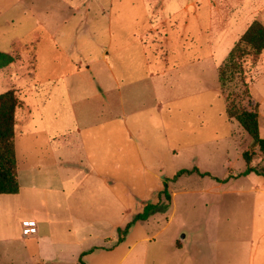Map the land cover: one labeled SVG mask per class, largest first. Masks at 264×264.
Here are the masks:
<instances>
[{
  "label": "crops",
  "instance_id": "crops-1",
  "mask_svg": "<svg viewBox=\"0 0 264 264\" xmlns=\"http://www.w3.org/2000/svg\"><path fill=\"white\" fill-rule=\"evenodd\" d=\"M39 3L33 1L26 7L35 18V33L44 32V38L38 33L25 48L12 50L23 56L24 67L12 63L0 68V89L10 86L20 96L15 137L20 190L6 195L20 197V171L26 167L32 191L20 209L28 213L23 230L25 221L36 226L32 236L23 232L26 237L39 233L37 219L51 223L53 215L46 206L58 198L66 207L70 202L77 205V199L87 211L73 219L75 238L71 241H53L50 231L37 235L38 241L31 245L36 244L39 252L26 246L29 263L57 259L63 248L73 246L80 250L75 263L79 264L89 254L83 255L86 242L104 240L92 245V251L111 250L124 242L132 226L142 220L118 243L126 225L109 218L127 210L124 197H133L132 176L145 178L150 173L162 182L152 193L158 201H137L133 218L149 203H161L167 209L149 217L169 212L170 219L161 225L166 229L177 214L179 195L200 191L217 200L246 194L243 207L253 202L251 214L245 215H251V224L237 234L231 252L218 264H264V173L253 166L264 156L251 165L259 173H245L244 152L254 140L229 117L227 94L218 85L220 65L251 22L261 21V10L246 11L243 2L226 0H54L41 9L44 17H37L35 12L43 8ZM14 25L15 20L9 19L0 27V36L9 47L4 51L21 43L16 33L4 36L8 32L4 28ZM43 39L41 55L38 44ZM263 60L264 51L257 67ZM251 100L264 133V96H251ZM17 135L28 141V156L20 158ZM185 153L191 164L164 172L166 158L175 160ZM193 167L210 175L194 172L175 177L179 170ZM192 174L204 177V190L171 193L172 184ZM86 183L88 194L77 196ZM166 187L170 201L163 193ZM37 190L40 196H35ZM108 240L117 241L109 246ZM181 243L178 246L172 239L173 246L182 248L186 235Z\"/></svg>",
  "mask_w": 264,
  "mask_h": 264
},
{
  "label": "rangeland",
  "instance_id": "rangeland-1",
  "mask_svg": "<svg viewBox=\"0 0 264 264\" xmlns=\"http://www.w3.org/2000/svg\"><path fill=\"white\" fill-rule=\"evenodd\" d=\"M33 1L40 2L39 4L43 7L38 8V12H35L37 13L36 16L44 17L43 10L41 9H45V4L54 0H0V27H3L9 19L15 20L14 26L4 28L8 31L4 36L8 37L16 33L21 38L19 45L4 51L3 49H9V47L5 46L3 37L0 36V52L8 53L7 58L0 56V62L5 63V67L11 66L12 63H16L22 67L26 64L24 63L23 56L19 53H11L12 50L25 48V45L30 44L33 40L34 35L41 33L44 38V32L35 33L36 30L33 29L35 18L31 16V11L26 7ZM60 1L55 0L56 3H60ZM226 1L243 2L246 11L252 9L261 10V12H258L259 18L264 23V0ZM24 11L26 12L24 13ZM42 41L41 44H38V52L41 55H43L44 50V39ZM232 63L223 65L225 72L221 82H218L220 89L226 94L230 92L231 99L236 100L238 103H242L251 109H257L256 105L251 102L250 97L244 93V87L241 84V80L245 76L244 70L248 69V64L245 63V69L242 71L239 65H233ZM9 87L5 86L1 88L0 93L8 91ZM249 87L252 98L258 99L264 96V60L262 64L254 69ZM16 94L20 99L17 91ZM262 126L260 123L261 130ZM262 134L264 135L263 131ZM18 135V154L20 158L23 154L28 156V153L25 151L29 146L28 141ZM254 146L255 143L249 149H246V151L251 153V165L254 162L256 163V158L264 156V153L260 152L259 146L257 145L255 148ZM234 155L232 154L231 158H235ZM191 161L188 153L183 154L175 160L166 158L164 161V172L170 174L181 166L191 164ZM205 164L204 162H200L199 165L205 166ZM253 166L261 173H264V157L262 160L259 159L258 163ZM235 167L239 168L237 164H235ZM219 168L221 167L216 169ZM218 171L220 172V170ZM20 176L23 187L20 197L16 195H0V264H30L28 261L30 256L28 253L29 249L26 246H30V251L32 252H39L36 244L31 245V243L38 241L37 235H41L44 231H50L49 234H51L53 241L73 240L75 238V233L73 232L75 220L73 219L79 216L82 210L87 211L86 207L80 206L81 204L76 199L77 197L75 199L78 204L74 206L70 202V207H66L64 200L58 198L53 204L46 206L47 210L49 208L53 215L51 223L45 224L43 220L37 219L40 229L39 233L33 237L24 236L22 221L28 218V213L20 209L32 190L29 187V174L26 167H22ZM204 180V177L198 174L182 176L181 180L172 184L170 191L171 193L178 190L183 193H190L192 190L197 191L200 189L202 191L206 186ZM143 181H146V183ZM129 184L132 188L133 197L129 198L131 197L130 195L124 197L125 204L128 206L127 210L121 216L117 215L109 218L112 223L116 221V223H120L122 226H125L133 218L135 210L139 207L136 205L137 201L140 199H151L153 191L162 187V182L156 178V175L150 173L145 178L132 176ZM121 186L124 188L125 184ZM89 188V184H84L76 195L79 197L81 195L86 196ZM212 188L215 187L212 186ZM198 192L178 196L177 214L166 229L162 228L161 225L166 224L170 219L171 214L169 212L136 222L132 226L126 240L114 246L111 250L97 248L92 251L90 249L92 245H101L104 242V240H99L98 238L86 242L84 244L85 248L82 249L89 253L84 257L85 264H218V260L225 256L227 252H231V245L237 234L243 233L245 231L243 228L251 224V215L249 217L245 215L253 210V202L249 201L245 203L246 207L244 208L243 199H246V194L240 198H237L236 195H228L225 198L218 197L215 200L211 195L206 196ZM40 195L41 191L37 190L35 196ZM151 201L157 202L158 196L154 195ZM132 208L133 210L130 212ZM238 209H244L246 213H239ZM213 210L218 211V213L211 215ZM73 214L75 216L72 218ZM84 218L90 219L87 215ZM183 234L187 236V243L182 248H176L172 245V239L174 238V241H177V245L179 246L182 244L180 238ZM111 241L108 240L107 245L112 246L117 240ZM199 244H202V246H199ZM79 255L80 250H77L76 247L68 246L63 248L62 257L57 256V259L53 260L46 259L42 264H75L79 261ZM211 257H214V262L212 263L210 262ZM34 259L35 262L38 261L37 255Z\"/></svg>",
  "mask_w": 264,
  "mask_h": 264
},
{
  "label": "trees",
  "instance_id": "trees-1",
  "mask_svg": "<svg viewBox=\"0 0 264 264\" xmlns=\"http://www.w3.org/2000/svg\"><path fill=\"white\" fill-rule=\"evenodd\" d=\"M263 51L264 24L260 20L255 19L236 41L227 60L220 65L219 81L221 82L224 76L225 67H223V65L233 62V65H239L243 71V69H245V63L248 64V69L244 70L245 76L241 80V84L244 87V93H246L251 99L249 85L253 71L258 65V61ZM0 56L7 58L8 53L0 52ZM4 67L5 63L0 62V68ZM227 101V113L229 117L236 119L243 129L253 138L254 143L259 146L262 152H264V136L260 130L258 110L251 109L244 104L231 99L230 92L227 94ZM19 104L20 100L14 89H9L6 92L0 93V195L16 194L20 190L15 144L17 123L16 110ZM244 159L247 163L245 173L251 171L258 172L251 166L252 157L249 151L244 152ZM194 172L201 175H210L209 173L201 172L197 167H193L192 169L184 168L179 170L175 177ZM163 193L166 195L168 201H170V194L167 187L164 189ZM166 209L167 205L162 206L161 203H149L146 205L143 212L137 214L133 220L128 222L125 228L121 230L118 243L125 239V235L136 221L146 220L156 211H165ZM86 253L87 252H84L83 255ZM79 264H84L82 257L80 258Z\"/></svg>",
  "mask_w": 264,
  "mask_h": 264
},
{
  "label": "built area",
  "instance_id": "built-area-1",
  "mask_svg": "<svg viewBox=\"0 0 264 264\" xmlns=\"http://www.w3.org/2000/svg\"><path fill=\"white\" fill-rule=\"evenodd\" d=\"M24 234L26 236H32L35 234L36 232V226L35 223L33 221H25L24 222V230H23Z\"/></svg>",
  "mask_w": 264,
  "mask_h": 264
},
{
  "label": "water",
  "instance_id": "water-1",
  "mask_svg": "<svg viewBox=\"0 0 264 264\" xmlns=\"http://www.w3.org/2000/svg\"><path fill=\"white\" fill-rule=\"evenodd\" d=\"M184 238H185V234L182 235L181 239L184 240Z\"/></svg>",
  "mask_w": 264,
  "mask_h": 264
}]
</instances>
